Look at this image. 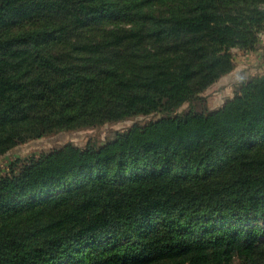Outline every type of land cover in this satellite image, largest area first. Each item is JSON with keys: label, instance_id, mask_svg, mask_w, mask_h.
<instances>
[{"label": "trees", "instance_id": "1", "mask_svg": "<svg viewBox=\"0 0 264 264\" xmlns=\"http://www.w3.org/2000/svg\"><path fill=\"white\" fill-rule=\"evenodd\" d=\"M264 0H0V264H264V73L177 112L253 50Z\"/></svg>", "mask_w": 264, "mask_h": 264}, {"label": "rangeland", "instance_id": "2", "mask_svg": "<svg viewBox=\"0 0 264 264\" xmlns=\"http://www.w3.org/2000/svg\"><path fill=\"white\" fill-rule=\"evenodd\" d=\"M233 56V68L230 72L212 83L201 95V99L184 103L177 112H185L189 108L194 111H208L219 107L224 101L233 96L238 90L240 80L236 78V70L242 69L245 79L264 73V31L259 33V42L253 50L231 49ZM162 114L154 112L148 115H133L125 119L107 122L96 127H87L72 130H61L47 134L41 138L32 139L16 145L10 151L0 155V173L8 169V165L16 159L39 155L51 149H56L64 144H74L84 147L87 142L100 145L108 139H112L115 132L123 131L133 124L144 125L148 121L155 120ZM235 261L233 264H237Z\"/></svg>", "mask_w": 264, "mask_h": 264}, {"label": "clouds", "instance_id": "3", "mask_svg": "<svg viewBox=\"0 0 264 264\" xmlns=\"http://www.w3.org/2000/svg\"><path fill=\"white\" fill-rule=\"evenodd\" d=\"M236 78H237V80H240V81L245 79V76L243 74L242 69H237L236 70Z\"/></svg>", "mask_w": 264, "mask_h": 264}]
</instances>
